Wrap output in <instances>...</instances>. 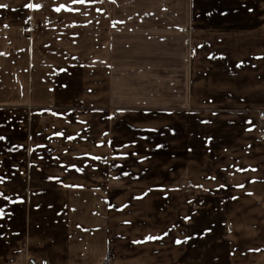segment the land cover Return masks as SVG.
Wrapping results in <instances>:
<instances>
[{
  "label": "crops",
  "instance_id": "obj_1",
  "mask_svg": "<svg viewBox=\"0 0 264 264\" xmlns=\"http://www.w3.org/2000/svg\"><path fill=\"white\" fill-rule=\"evenodd\" d=\"M0 4V264H264V0Z\"/></svg>",
  "mask_w": 264,
  "mask_h": 264
},
{
  "label": "rangeland",
  "instance_id": "obj_2",
  "mask_svg": "<svg viewBox=\"0 0 264 264\" xmlns=\"http://www.w3.org/2000/svg\"><path fill=\"white\" fill-rule=\"evenodd\" d=\"M191 39L187 38L186 43L189 48H191ZM125 79L121 80L120 84V90L119 91H112V95L110 94L108 99V102L105 103L107 106H112L115 110L121 111L122 109L129 107V106H134V105H139V104H157L160 102H163L166 99H170V96L166 95H154L152 92L158 93V91H144L143 90V84L144 81L141 79L135 80L134 82L138 85V87L141 90L136 89V91H126V85H127V75L125 74ZM173 93L175 91H172ZM175 96L173 95L171 102H173ZM106 100V99H105ZM164 101V102H165Z\"/></svg>",
  "mask_w": 264,
  "mask_h": 264
},
{
  "label": "built area",
  "instance_id": "obj_3",
  "mask_svg": "<svg viewBox=\"0 0 264 264\" xmlns=\"http://www.w3.org/2000/svg\"><path fill=\"white\" fill-rule=\"evenodd\" d=\"M257 128L256 131L259 134H264V109H261L257 113ZM111 263V253L107 252L103 259L100 261V264H110ZM27 264H51L46 259H36L34 257L27 258Z\"/></svg>",
  "mask_w": 264,
  "mask_h": 264
},
{
  "label": "snow or ice",
  "instance_id": "obj_4",
  "mask_svg": "<svg viewBox=\"0 0 264 264\" xmlns=\"http://www.w3.org/2000/svg\"><path fill=\"white\" fill-rule=\"evenodd\" d=\"M72 4H85L86 3V0H71ZM7 7V5H3V4H0V8H5ZM25 7L27 8H34V9H38L40 7L39 4H26ZM66 10V11H78V9H75V8H72L70 5H65V4H60L58 7H56L54 10L59 12L61 10ZM57 135H62V133H57ZM71 138V137H69ZM0 139H3V137H0ZM157 147H160L159 145ZM126 155V154H125ZM94 159H98V157H94ZM72 167H75V165H72ZM78 171L80 169H77ZM214 179V177H213ZM187 219V217L185 218ZM156 237H146L145 239H148V240H151V239H155ZM177 243H180V241H176Z\"/></svg>",
  "mask_w": 264,
  "mask_h": 264
}]
</instances>
